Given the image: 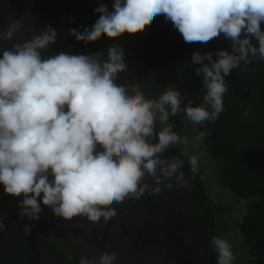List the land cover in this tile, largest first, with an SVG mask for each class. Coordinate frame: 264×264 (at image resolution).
I'll list each match as a JSON object with an SVG mask.
<instances>
[{
    "label": "clouds",
    "instance_id": "9594fccd",
    "mask_svg": "<svg viewBox=\"0 0 264 264\" xmlns=\"http://www.w3.org/2000/svg\"><path fill=\"white\" fill-rule=\"evenodd\" d=\"M94 11L99 18L91 29L69 30L76 41L87 44L102 35L114 39L136 34L163 17L186 43H208L223 34L231 41L230 51H216L215 59L211 52L192 53V62L200 65L194 71L202 76L206 90L202 103L193 106L188 93L174 86L156 100L138 90L129 94L128 86L115 82L127 68L119 46L109 47L106 57L100 52H61L42 59L41 50L57 38V32L46 26L31 39L3 50L0 185L5 194L22 197L21 220L38 221L42 204L64 220L80 216L99 221L115 215L110 206L129 195L139 199L145 192L159 194L162 186L172 190L171 181L177 188L185 186L183 161L163 155L184 142L169 118L183 113L194 124L215 122L224 111L225 77L242 62L251 63V58L264 61V0H114L111 12L104 4ZM22 27L17 19L0 37L10 40ZM248 115L245 110L243 116ZM157 116L165 125L158 132ZM210 134L201 131L196 140ZM189 163L195 173L197 157L191 156ZM148 177L155 187L146 182ZM6 227L0 218V231ZM31 228V223L25 224L23 231ZM211 245L217 264H234L228 240L213 237ZM116 260L115 253L103 252L92 259L82 257L80 264Z\"/></svg>",
    "mask_w": 264,
    "mask_h": 264
},
{
    "label": "trees",
    "instance_id": "16d2710c",
    "mask_svg": "<svg viewBox=\"0 0 264 264\" xmlns=\"http://www.w3.org/2000/svg\"><path fill=\"white\" fill-rule=\"evenodd\" d=\"M39 3L44 16L57 18L79 53L100 52L98 41L78 42L69 30L91 29L98 15L94 10L104 4L111 12L114 0H39ZM261 29L264 30V23H261ZM120 38L128 62L137 65V74L134 86L118 74L117 84L128 86L129 94L138 90L153 100L158 99L167 87L174 86L182 94L188 93L193 106L202 103L206 90L202 76L194 71L200 65L192 62V53L211 52L215 59L216 51H230L231 45L223 34L208 43H186L179 31L163 17L146 25L142 32L124 33ZM252 43L258 46L254 38ZM8 49L11 46L8 45ZM251 60L248 64L242 62L239 68L231 70L225 77L228 91L223 97L224 111L219 118L215 122L193 124L197 134L210 130L211 134L201 140L200 148L213 161L217 184L226 188L235 200H243L246 204L242 218L231 225L240 235L244 264H264V61L258 58ZM245 110L248 117L243 116ZM164 126L159 119L156 120L157 132ZM172 148L177 150L175 144ZM197 173L200 178L194 190L195 196L193 192L189 195L190 201L197 203L207 218L209 240L213 237L224 239L228 226L223 216L228 209L217 200V195H212L200 172ZM11 210L0 208V218H15L17 221L20 210L16 213L13 209V215ZM18 221L23 226L30 223L27 218H19ZM24 239L27 243L26 233ZM43 245L56 250L60 264H68L67 257L72 251L59 232H54V236L48 235Z\"/></svg>",
    "mask_w": 264,
    "mask_h": 264
},
{
    "label": "flooded vegetation",
    "instance_id": "af4514ba",
    "mask_svg": "<svg viewBox=\"0 0 264 264\" xmlns=\"http://www.w3.org/2000/svg\"><path fill=\"white\" fill-rule=\"evenodd\" d=\"M17 17L23 20V27L10 40L0 37V51L8 49V45L12 48L14 44L31 39L50 26L57 32V38L55 43L41 50L42 59L61 52L83 54L72 45L70 36L57 18L42 14L39 0H0V32ZM175 145L178 151L170 146L163 155L169 160L183 161L180 171L184 174L185 186L177 188L175 181H171L172 190L162 186L159 194L145 192L139 199L129 195L122 203L110 206L115 209V215L101 217L99 221L80 216L72 220L50 216L35 229L40 264H60L56 250L43 245L47 236H54V232H59L69 243L72 252L67 257L68 264H80L82 257L92 259L103 252L115 253V264H217L216 252L209 240L211 236L207 218L199 205L189 198L192 192L195 196L199 170L193 173L189 169V157L184 154L179 143ZM97 150L102 149L98 146ZM146 182L152 187L156 186L151 177ZM21 199L5 194L0 185L2 210L12 208L16 213L19 212ZM41 208V215L49 212L47 206L41 204ZM18 219L19 216L16 217L17 221L9 217L2 219L7 227L0 231V264H32L29 233H26V243L24 226Z\"/></svg>",
    "mask_w": 264,
    "mask_h": 264
},
{
    "label": "rangeland",
    "instance_id": "374dc122",
    "mask_svg": "<svg viewBox=\"0 0 264 264\" xmlns=\"http://www.w3.org/2000/svg\"><path fill=\"white\" fill-rule=\"evenodd\" d=\"M99 14L97 15V19ZM98 41V49L106 57L107 49L112 46H119L124 50V62L127 65V68L124 72L118 73L119 76L123 77L128 83L135 85L136 74H137V65H133L127 60V52L121 44V38L110 39L104 35L100 37ZM159 119V116H157ZM168 123L174 124L173 131L180 135L184 142L179 143L182 147L184 154L189 157L196 156L198 160L197 169L199 170L202 181L205 186H207L212 195H217V200L221 201L224 206L228 209V213L223 217L226 220L228 229L226 230L225 238L232 245V251L235 256L234 264H244V250L241 246V238L236 228H234L232 223L238 222L240 218L245 213L246 204L243 200H235L232 195L226 190V188L217 184L214 177L215 166L213 161L202 152L200 148L201 140H196V128L194 127L193 122H191L186 115L183 113L178 114L175 117H170ZM164 125V124H163Z\"/></svg>",
    "mask_w": 264,
    "mask_h": 264
},
{
    "label": "water",
    "instance_id": "95a60500",
    "mask_svg": "<svg viewBox=\"0 0 264 264\" xmlns=\"http://www.w3.org/2000/svg\"><path fill=\"white\" fill-rule=\"evenodd\" d=\"M19 19L21 21V23H23V20L21 19V17H17L15 20ZM14 20V21H15ZM51 55H54L53 53H51ZM54 215L50 208H49V212L41 215L40 219L38 221H33L32 222V228L31 231L29 232V241L31 244V251H32V264H40V255H39V248H38V244L36 242V237H35V229L36 227L43 222L45 219L50 218V216Z\"/></svg>",
    "mask_w": 264,
    "mask_h": 264
}]
</instances>
